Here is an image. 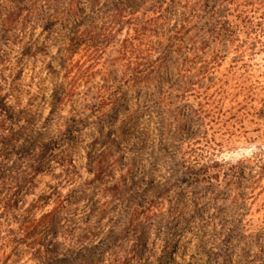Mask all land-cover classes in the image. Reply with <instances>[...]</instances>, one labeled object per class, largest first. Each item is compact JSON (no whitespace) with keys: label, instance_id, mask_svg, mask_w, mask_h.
I'll return each mask as SVG.
<instances>
[{"label":"rangeland","instance_id":"1","mask_svg":"<svg viewBox=\"0 0 264 264\" xmlns=\"http://www.w3.org/2000/svg\"><path fill=\"white\" fill-rule=\"evenodd\" d=\"M222 1L83 0L71 15L28 1L8 28L0 0V176L18 172L17 185L0 177V264H264V0ZM159 11L131 66V23ZM143 63L155 68L136 78ZM211 160L227 163L183 174Z\"/></svg>","mask_w":264,"mask_h":264},{"label":"trees","instance_id":"2","mask_svg":"<svg viewBox=\"0 0 264 264\" xmlns=\"http://www.w3.org/2000/svg\"><path fill=\"white\" fill-rule=\"evenodd\" d=\"M53 1L54 0H12L14 6L10 9L8 14H6L2 18L4 25L7 26L8 28H13L14 26L17 25L16 24L17 17L20 15V11L23 9V6L25 5L26 2L33 4V5L34 4L36 5L37 3H39L40 9H42V11H45V13L47 14V12L49 13L51 11L50 5ZM63 1H64V3H66L65 14L71 15L77 9L78 4L83 0H63ZM86 1L89 3L91 2L94 5V3L97 0H86ZM187 2L190 3L191 0H187ZM222 2H229V0H223ZM242 2H243V4H241V5H243V7H246V8L249 7L250 9H255V10L258 8L257 7L258 4L254 0H243ZM41 4H42V6H41ZM32 8H34V6ZM186 8H188V6ZM135 9L136 8L132 6L128 13L130 15H133ZM216 11H217V9L215 10V13H217ZM125 12H126L125 6L115 7L113 9V14L110 16L109 24L110 25H116V24H119L121 21L123 22L124 18H125L123 13H125ZM159 13H160V11L155 12V16L148 18L143 23L136 24V23L130 22L131 25H133V27H134L133 30H134L135 34H137L135 38L130 36L129 40H128L129 45L127 46V48H129L132 52L137 53V55L134 56L135 60H134V62H132L131 66H133L137 60H144L145 61V58H139L138 55L140 53L137 51V48L132 44V41L134 39L139 40L144 35V32L148 31V29L150 31L152 28L157 27V24H158L157 22L160 18V15H161ZM50 15H51V19H52V21L50 23H54L61 16V13H57L56 15L55 14H53V15L49 14V16ZM78 29H79V24H78V22H76L75 27L73 28V36L69 39L70 46L74 47V48H72L73 50L70 52V54L75 53V49H78V47L80 46V44L82 42V38H80V36L78 35ZM186 30H187L186 25H183V27H181V29H179L176 32V35L172 41V46L175 47V49H179V50L182 49L183 50V44H184L183 41L185 40V35L187 32ZM191 43L194 46V48H191L188 46L184 47V49H186L184 51V52H186L183 56L184 59H187L190 55H194V53L196 51L197 47L195 45V42L193 41ZM130 50H128L127 53H129ZM192 50H193V52H191ZM165 56L166 55L163 54L162 57H159V65L164 64L165 59H166ZM137 66L138 67H136V68L133 67L132 72H131L134 74V76L136 78H140L142 76L148 78V76H150V74L153 72V70L155 68L154 65H151L149 63L148 64L143 63V64H140ZM73 88H74V85H71L69 90L64 89L61 92L57 91V93L55 95H53V99H54L55 103H59V102H62L64 100H68L69 98L73 97V93H74V91H72ZM104 97L105 96H103V98ZM110 100H111V98H110ZM99 104H100V102H97V103L95 102V104L93 106L101 107V106H99ZM202 112H204V110L201 108V110L196 111V114H201ZM23 113L27 114V111H25ZM19 119H21V118H19ZM226 163H227L226 161L220 162L219 160H211L210 164L202 165L199 168H197L198 162H195L194 164L193 163L187 164V165H184L185 167L183 168L184 169L183 174L185 176H187L189 179L193 180L194 182H198L201 179L205 180L207 178L208 171H210L211 168H215V167L221 168V167L225 166ZM16 169H17L16 167L7 168V173H5V172L2 173L3 175L1 174L0 177H3V181H6V183L10 182L12 184L17 185L18 180H17L16 176H17L18 172ZM102 169L103 168L101 166V170ZM101 173H102V171H101ZM7 201L11 202L12 204L15 202V200L12 198V196H9ZM5 208H7V207H5ZM153 209H155V205L152 202H149L148 205L147 204H144V205L136 204V207L132 210L133 211L132 216L138 217L140 213L149 216L150 212ZM27 214H28L27 216L23 217V224H24L23 230H24V232H27V234H30L31 233L30 230L34 226H37V225H36V219L34 218L33 212L29 211Z\"/></svg>","mask_w":264,"mask_h":264}]
</instances>
